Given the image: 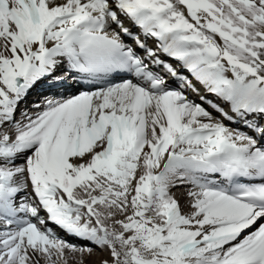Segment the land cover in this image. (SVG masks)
I'll return each instance as SVG.
<instances>
[{
  "label": "snow or ice",
  "instance_id": "1",
  "mask_svg": "<svg viewBox=\"0 0 264 264\" xmlns=\"http://www.w3.org/2000/svg\"><path fill=\"white\" fill-rule=\"evenodd\" d=\"M70 258L264 264V0H0V264Z\"/></svg>",
  "mask_w": 264,
  "mask_h": 264
},
{
  "label": "bare ground",
  "instance_id": "2",
  "mask_svg": "<svg viewBox=\"0 0 264 264\" xmlns=\"http://www.w3.org/2000/svg\"><path fill=\"white\" fill-rule=\"evenodd\" d=\"M149 43L152 44L153 42H152V41H149ZM85 87H87V85H85ZM75 89H76V88H73L72 90H70V94L74 93V92L77 90V89H76V90H75ZM74 90H75V91H74ZM43 91H44V89H42V88L38 85L36 88H34V89L32 90V92L29 94V96H36L37 94H40V93L43 92ZM201 94H202V95L204 94L203 91L201 92ZM29 96H28V97H29ZM190 98L196 100L197 102H199V97H198L196 94H194V93L190 94ZM208 99L211 100V99H214V97L211 96V95H209V96H208ZM37 100H38V99H37ZM204 106H205V107H208L207 104H205ZM209 110H211V109H209ZM213 114L218 116L217 113H213ZM225 122H226V124L228 123V121H225ZM231 126H235V125H231ZM181 203H182V205H183V201H181ZM119 218H123V217H119ZM50 226H51V227L53 226V227L55 228L54 225H50ZM57 232H59L60 236H64V233L61 232L60 229H58ZM65 237L69 238L70 240H72V241L74 242V244H77V245H83V244H85V243H88V242H86V241H82V240H79V239H75V238L70 237V236H65ZM72 241H71V242H72ZM97 251H98V250H97ZM96 256H97V255H96ZM98 256H99V253H98ZM78 257H79V254H77V256H76V259H77V260H79ZM91 259H92V260H98V259L95 258V256H93ZM69 264H75V262L70 258V259H69Z\"/></svg>",
  "mask_w": 264,
  "mask_h": 264
},
{
  "label": "rangeland",
  "instance_id": "3",
  "mask_svg": "<svg viewBox=\"0 0 264 264\" xmlns=\"http://www.w3.org/2000/svg\"><path fill=\"white\" fill-rule=\"evenodd\" d=\"M98 253H99V252L97 251V254H96L97 256L95 255V258H96V259H99ZM78 259H80V257H78Z\"/></svg>",
  "mask_w": 264,
  "mask_h": 264
}]
</instances>
